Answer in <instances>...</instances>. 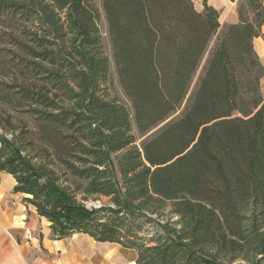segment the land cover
I'll list each match as a JSON object with an SVG mask.
<instances>
[{"label": "trees", "instance_id": "16d2710c", "mask_svg": "<svg viewBox=\"0 0 264 264\" xmlns=\"http://www.w3.org/2000/svg\"><path fill=\"white\" fill-rule=\"evenodd\" d=\"M230 1L222 28L208 0H0V173L55 240L264 264V2Z\"/></svg>", "mask_w": 264, "mask_h": 264}, {"label": "crops", "instance_id": "0c3cea01", "mask_svg": "<svg viewBox=\"0 0 264 264\" xmlns=\"http://www.w3.org/2000/svg\"><path fill=\"white\" fill-rule=\"evenodd\" d=\"M194 4L203 11V0ZM208 5L219 11L222 28L239 22L237 3L208 0ZM254 49L264 66V25ZM261 92L264 97V78ZM15 186L13 176L0 173V264H136L134 250L98 243L86 234L55 240L50 222L24 202V195L14 192Z\"/></svg>", "mask_w": 264, "mask_h": 264}, {"label": "rangeland", "instance_id": "374dc122", "mask_svg": "<svg viewBox=\"0 0 264 264\" xmlns=\"http://www.w3.org/2000/svg\"><path fill=\"white\" fill-rule=\"evenodd\" d=\"M100 28H101V32H102V34L104 36V40H105V44H106V52H107L108 56L110 57V59L112 60V50H111V46H110L109 38H108V28H107V24H106V21H105V16H104L103 11H101ZM211 49L206 54V56L204 57V60H203L201 66L199 68V71H198V73H197V75H196V77L194 79V83H193L192 89L190 91V95L193 93L199 78L201 77V75L203 74V72H204V70L206 68V65H207V62H208V59H209V56H210V53H211ZM110 82H111V89L113 91V94L117 95L124 104H126L128 107H130L131 105L129 104L126 96L124 95L123 91L121 90V88H120V86L118 84L117 74H116V70H115V66L113 64V61L111 62V81ZM182 111H183V109L180 111V113ZM22 117L25 118L26 116L22 115L21 118ZM26 119H28V118H26ZM141 141L138 144H140ZM108 202H109V199L102 198L101 200H97V199L89 200V201L85 202V204H86V206L88 208H98V207H100L103 204H107Z\"/></svg>", "mask_w": 264, "mask_h": 264}]
</instances>
